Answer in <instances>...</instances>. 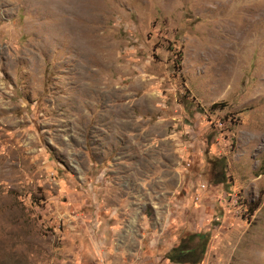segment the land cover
Masks as SVG:
<instances>
[{"label":"rangeland","instance_id":"obj_1","mask_svg":"<svg viewBox=\"0 0 264 264\" xmlns=\"http://www.w3.org/2000/svg\"><path fill=\"white\" fill-rule=\"evenodd\" d=\"M198 231L264 264V0H0V264H181Z\"/></svg>","mask_w":264,"mask_h":264},{"label":"trees","instance_id":"obj_2","mask_svg":"<svg viewBox=\"0 0 264 264\" xmlns=\"http://www.w3.org/2000/svg\"><path fill=\"white\" fill-rule=\"evenodd\" d=\"M226 160V158H225ZM218 182H225L227 176L225 172H222L220 176L216 177ZM261 204V200L258 199L249 206L251 214L256 211ZM210 232L198 231L182 237L180 242L173 246L166 254L167 259L175 263H191L199 264L205 257L208 243L210 240Z\"/></svg>","mask_w":264,"mask_h":264}]
</instances>
